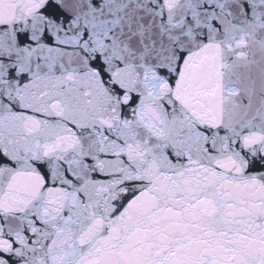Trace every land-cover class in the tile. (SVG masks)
<instances>
[{"label": "snow or ice", "instance_id": "1", "mask_svg": "<svg viewBox=\"0 0 264 264\" xmlns=\"http://www.w3.org/2000/svg\"><path fill=\"white\" fill-rule=\"evenodd\" d=\"M0 264H264V0H0Z\"/></svg>", "mask_w": 264, "mask_h": 264}]
</instances>
